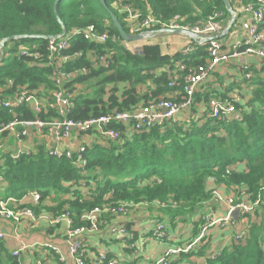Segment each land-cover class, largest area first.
Returning a JSON list of instances; mask_svg holds the SVG:
<instances>
[{
  "label": "trees",
  "instance_id": "trees-1",
  "mask_svg": "<svg viewBox=\"0 0 264 264\" xmlns=\"http://www.w3.org/2000/svg\"><path fill=\"white\" fill-rule=\"evenodd\" d=\"M55 1L0 0L1 95L11 98L27 89L35 95L46 92L48 98L55 90L50 69L44 63L48 40L60 37L62 32L68 36L74 30L89 26L99 35L106 34V43L87 41L83 35H75L63 52L72 57L62 67L64 72L73 74L62 86L73 102L66 116L71 121L130 112L160 100L180 101L183 97L180 87H168L174 65L181 62L185 68H194L206 62L205 47H198L186 57L175 55L159 59H143L127 51L110 19L112 14L129 33L127 15L117 8L116 0H103L105 7L98 0H58L54 10ZM227 1L235 11L257 0ZM129 2L141 19L152 17L159 22L155 29L148 30L151 36L175 17H179L180 26L201 25L218 13L222 14L220 22L224 26L230 19L221 0ZM22 49L38 54L40 60L21 56ZM99 57L106 58L109 66L99 64ZM255 61L249 68L250 82L240 77L230 78L224 84L216 80L198 91L193 106L180 114H188L187 123L178 118L176 123L132 133L118 141L101 139L84 144L85 167L75 166L64 157H49L43 147L17 160L2 156L0 175L4 183L0 188V202L13 200L19 204L27 195L37 192L40 201L36 206L26 203L18 208L30 207L35 215L53 217L69 213L76 229L89 227V223L81 219L94 209L102 212L99 214L101 223L112 225L110 221L114 216L105 209L127 203L131 211L136 207L150 211L159 209L156 225L164 216V224L170 228L178 223L187 224L194 218L193 231L197 237L206 225L198 212L203 205L214 207L209 189L211 182L230 189L237 196L245 191L248 202L256 200L264 183V62ZM217 77L215 74L214 78ZM234 91L248 96L237 105L242 114L240 121L217 122L193 116L198 112L195 104H204L205 111L209 99H225ZM61 119L49 109L36 114L25 106L13 112L0 107V124L13 120L45 123ZM238 166H243V171L239 172ZM100 227L106 228L102 224L98 229ZM196 245L187 254L192 251L206 257L210 247L208 236H203ZM8 261L18 264L10 256ZM207 264H264V218L259 224L250 221L244 238L233 240L214 258L208 259Z\"/></svg>",
  "mask_w": 264,
  "mask_h": 264
},
{
  "label": "built area",
  "instance_id": "built-area-1",
  "mask_svg": "<svg viewBox=\"0 0 264 264\" xmlns=\"http://www.w3.org/2000/svg\"><path fill=\"white\" fill-rule=\"evenodd\" d=\"M130 0H116L115 4L122 13L127 15V25L129 35L138 36L144 35L150 29H155L159 22L152 17L140 18L139 14L133 12ZM235 22L238 17L244 16L246 21L243 25L244 36L232 43L226 45L221 39L215 38L217 35L224 32L223 25L220 22L221 13L207 18L201 25H186L180 26L178 23L179 17L166 26L162 30H183L191 32L195 37L206 39L207 42L198 45L192 39H189L187 46L180 52L179 57H186L193 54L198 47H205L207 59L202 65L194 68H185L181 62H176L175 70L172 72L168 87H180L183 95L180 101L160 100L158 102L147 103L136 107L130 112H112L100 117L90 118L85 121H71L66 119V116L73 108L71 96L67 95L63 89V82L68 81L73 74L66 73L62 67L71 60L72 57L64 55L70 46L72 36L83 35L87 41H94L101 44L106 43V34H97L94 27L89 26L82 30H74L68 36L57 37L48 40L46 46L47 56L44 60L46 66L50 69V78L53 81L55 90L51 92L48 98L38 97L32 91L23 89L16 93L13 97L8 99H0V107L8 109L13 112L19 107H27L34 113L40 114L44 110H54L61 121L42 122L35 120L34 122H20L13 120L7 124H0V138L7 133L16 135L19 141L24 140L28 135V130L35 128L40 134L54 138L56 141H64L71 138L73 134L76 135H90L94 139L101 141V139H108L110 141H118L123 136H129L132 133L146 132L153 128L163 127L166 123H176L179 115L191 108L194 104V95L198 91H203L210 83L214 82L215 74L218 69L237 58H255L264 62V0H257L253 4H248L236 8ZM234 26V25H233ZM224 38V37H223ZM119 41V38L115 39ZM123 42V41H122ZM20 55L24 57H31L34 61L40 60L38 54L32 53L27 49H22ZM77 56V55H76ZM98 63L108 67L109 62L104 57L98 58ZM250 65H244L241 69V76L243 81L250 82L252 75L249 71ZM85 73V70L82 71ZM11 84V82H9ZM212 87V86H211ZM245 99L241 93L233 92L225 99L211 98L206 103L205 115L206 120H214L217 122H234L240 121L242 114L237 109V105L242 103ZM118 127V128H115ZM122 127V130H121ZM4 151V144L0 140V157ZM85 148L81 146L75 152L66 150L61 151L56 148L47 150V155L52 158L60 159L66 158L71 160L73 165L85 167L86 161L83 157ZM31 153L24 151L19 147L14 152L8 154L9 159L17 160L22 156H30ZM231 169L227 168V172ZM4 180L0 175V185H3ZM260 193L254 202H246V193L241 191L240 194L232 197L225 196L220 189H212L210 191L213 202L223 204L226 206V212L222 219H216L215 222H223V224L233 225L229 218L230 213L236 208L241 209L242 216H247L261 203V195L264 194V183L260 189ZM37 205L40 201V195L37 192L27 195ZM131 211V205L123 203L111 209H105V212L114 217L126 218ZM102 212L99 209L87 213L81 220L89 223L88 228H73L72 220L69 213H61L48 220L51 225L65 224V241L68 248V259L73 264H118L116 260L108 259L105 253L97 255L94 261L88 262L85 259L84 252V236L86 233L98 231L99 225L109 227L111 234L118 241L123 239L133 241V234L121 225H110L101 223L99 214ZM210 218V217H208ZM207 218V219H208ZM0 219L12 221L13 224L18 225L22 222L35 223L37 219L31 208H20L9 210L7 204L0 202ZM44 219V218H43ZM205 221H207L205 219ZM206 232V225L203 227L201 234L190 244L175 247L166 250L162 256L154 264H171L172 258L179 254H187L193 247L201 240ZM246 230L238 232L234 235L235 240H242L246 235ZM166 236V225L159 223L155 225L151 231V238L158 241ZM5 234L0 232V243H3ZM1 245V244H0ZM41 246L44 249L52 251L59 262V264H69L68 259L51 243H43ZM132 246V245H131ZM25 248L21 246L19 251L13 252V257H18L19 253ZM212 256L211 258H214ZM36 264H42L38 261ZM204 264H207L204 263Z\"/></svg>",
  "mask_w": 264,
  "mask_h": 264
},
{
  "label": "crops",
  "instance_id": "crops-1",
  "mask_svg": "<svg viewBox=\"0 0 264 264\" xmlns=\"http://www.w3.org/2000/svg\"><path fill=\"white\" fill-rule=\"evenodd\" d=\"M245 21L246 19L244 16L238 17L237 22L232 27L231 31L224 38H222V42L226 45H231L232 43L240 40L245 34L243 29ZM168 35L171 38L179 37L182 39L178 47L174 46L173 49L169 47L173 52H175V55L179 56L183 48L187 46L189 39L180 34ZM255 63V58L239 57L237 59H232L227 63V65L225 64V66H228V70L224 65H222L218 69V73L216 74H219L222 77H226L229 75V79L234 77L236 79L241 76L240 71L244 65H250L249 67H253ZM227 72L229 74H227ZM213 80L216 81L217 79L214 78ZM1 93L2 90L0 89V99H8V97H6L5 95H1ZM37 96L45 99L46 92L37 93ZM242 97L243 99H245L244 97L247 98L248 96L244 95ZM194 106L197 107L196 112L197 110L198 112L193 116H195L197 119L200 118L203 120L204 104L199 102ZM178 118L179 120L181 118H183V120H186L188 118V114L185 113L184 116L179 115ZM27 132V137L21 141L16 139V135L13 133L4 134L0 138V140L4 144V151L2 156H8L9 153L14 152L19 147H21L24 151L30 152L31 155L35 154L38 151V147H43L46 153L47 150L54 148L61 151L69 150L75 152L84 144L87 145L94 140L96 141V139H94L90 135L73 134L68 140L56 141L52 137L40 134L35 128H31ZM243 169V166L237 167V170L239 172L243 171ZM210 184L211 185L209 189L211 190L220 189V191L227 197H232L234 195V192H232L230 189L226 190L224 187L214 186L212 185V182ZM2 186L3 185H0V188ZM245 201L248 202L246 199ZM5 203L7 204V208L9 210L19 209L18 205H23L26 203L32 204V206H36V204L33 202V200H31L29 196H26L19 202V204H17L13 200H9ZM212 205L214 207H207L203 205L202 210L198 212L199 215H202V219L207 220L208 217H214V219H222V217L225 215V205H220L216 202H212ZM257 208L258 209L255 211V213L247 216L240 215L237 223L233 222L232 226L229 224H224L218 227H211L209 228V230H206L204 236H208V241L210 244L209 250L206 253V257H199L196 254H193L191 251L190 254H179L174 256L172 258L171 264L206 263L207 260L212 256H216L220 251L232 244V241L235 240L234 235L236 233L243 230H246L247 232L250 221H253V223L256 224L261 223L262 219L264 218V194L261 195V203ZM159 215V209L150 211L147 208L136 207V209L131 211L128 217H114L112 222L110 221V223L112 224V226L110 225L111 227H114L115 225H125L128 231L133 234V241L125 240L121 242L116 240L111 234L109 227H100L98 231L86 233V235L84 236L85 259L88 262H92L95 260L98 254L105 253L107 256H109L110 259L116 260L118 264H154L166 250L190 244L202 232L203 228L201 229V232L198 234V236L194 237V226L192 222L194 221L193 218L187 224L182 225L183 229H181L180 232H176L175 228H171V230L168 224H165L166 236L163 239L156 241L151 238V231L155 227ZM35 216L36 218H38L37 222H22L18 225L13 224L12 221L0 219V232L5 234L3 243H0L2 245H0V264H9L8 256L16 259L18 264H36L38 261H40L42 264H59L56 255L52 251L44 249L41 246V244L43 243L53 244L68 259V248L66 245V237L64 233L66 229L65 224L50 226L47 219L50 220L53 216H51L50 214L41 213ZM164 219L165 216L162 217L161 223H164ZM177 225H180V223H178ZM51 227H53V229H51ZM21 246H23L25 249L19 253L18 257H13V252L19 251ZM196 246H194L193 249H195ZM68 262L69 264H73L70 259H68Z\"/></svg>",
  "mask_w": 264,
  "mask_h": 264
},
{
  "label": "rangeland",
  "instance_id": "rangeland-1",
  "mask_svg": "<svg viewBox=\"0 0 264 264\" xmlns=\"http://www.w3.org/2000/svg\"><path fill=\"white\" fill-rule=\"evenodd\" d=\"M229 22H230V19H229ZM229 22H228V24H229ZM221 24H222V22H221ZM228 24L226 26H224L222 24L223 30L228 26ZM181 40L182 39L179 37L171 38V37H169L168 34H165V33L160 34L159 33V34H156L154 36L147 38L146 40H144L142 42H136V43H130V44L123 42L122 46L125 49H127V51H129L130 53L138 54V56L142 57L143 59H159V58L166 57V56L167 57L174 56L175 52H173L170 48L173 49L174 46L178 47V45L181 43ZM169 41H171V42H169ZM225 68L227 70L229 69L228 66H225ZM227 74H229V73L227 72ZM228 79H229V75L226 77H222L218 74V77H217V80H219L218 83L224 84L225 81H228ZM231 94H233V92ZM241 96H244V94H241ZM244 98L247 99L246 97H244ZM187 122L188 121L185 120V123H187ZM240 214H241V212H240ZM215 220L216 219H214V217L213 218L210 217L207 219L206 230H209V228H211V227H218V226H220V224H223V222L218 223V222H215ZM182 225H183L182 223H180V225H176L175 231L180 232V230L183 229Z\"/></svg>",
  "mask_w": 264,
  "mask_h": 264
},
{
  "label": "water",
  "instance_id": "water-1",
  "mask_svg": "<svg viewBox=\"0 0 264 264\" xmlns=\"http://www.w3.org/2000/svg\"><path fill=\"white\" fill-rule=\"evenodd\" d=\"M100 2V4L105 7L104 1L103 0H98ZM222 3L224 4V8L227 12V14L230 17V22L228 24V26L224 29V32L222 34L217 35L215 38L217 39H221L223 37H225L232 29L234 22H235V12L231 9L229 3L227 0H221ZM58 0L55 1L54 3V10H55V6L57 4ZM110 19L111 22L114 26V28L117 30L119 37L121 38V40L125 43H134V42H139L142 41L144 39H147L149 37H151V33L147 32L144 35H138V36H131L129 34H127L122 27L120 26L117 18L115 16H113L112 14H110ZM57 20L59 21V19L57 18ZM161 34V33H168V34H180V35H184L185 37H187L188 39H192L196 42V44L198 45H202L204 43L207 42L206 39L203 38H198L195 37L191 32L189 31H183V30H160L157 32V34ZM65 36V32H62L60 37H64ZM3 43H1L2 45ZM241 209L240 208H236L235 210H233L230 215L229 218L234 222L237 223L239 215H240Z\"/></svg>",
  "mask_w": 264,
  "mask_h": 264
}]
</instances>
